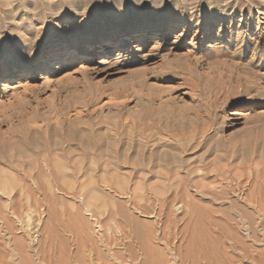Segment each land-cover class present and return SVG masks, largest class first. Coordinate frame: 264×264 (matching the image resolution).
I'll return each instance as SVG.
<instances>
[{
    "label": "rangeland",
    "instance_id": "obj_1",
    "mask_svg": "<svg viewBox=\"0 0 264 264\" xmlns=\"http://www.w3.org/2000/svg\"><path fill=\"white\" fill-rule=\"evenodd\" d=\"M259 12L264 0H0V175L29 185L0 188V264H264ZM155 20L172 26L133 43ZM120 31L125 48L105 52Z\"/></svg>",
    "mask_w": 264,
    "mask_h": 264
},
{
    "label": "bare ground",
    "instance_id": "obj_2",
    "mask_svg": "<svg viewBox=\"0 0 264 264\" xmlns=\"http://www.w3.org/2000/svg\"><path fill=\"white\" fill-rule=\"evenodd\" d=\"M259 14L260 15H264V12H259ZM172 26V23H163V21H160V20H155V21H152L151 23H149L146 27H144L141 31H138L137 33H135V35H133V38H132V42L134 43V42H136L140 37L141 38H147V37H152V36H162V35H164L167 31H168V29L170 28ZM213 27V25L211 24V23H208V22H205V23H202V24H199L198 25V27H197V29H196V31L195 32H201V31H203V30H207L208 28H212ZM127 33L128 32H126V31H120V32H118V34H116V36L114 37V40L113 41H111V42H108V43H106L105 44V52H107L108 50H110V49H112V47L115 45V44H119L120 45V48H125V44L126 43H122L123 41H126L129 37H128V35H127ZM130 39V38H129ZM98 38H96V37H92V38H90V39H88L87 41H85L84 43H82L81 45H79V46H75V50H74V54L76 55V56H84V55H86L88 52H91L92 54H93V52H94V49L97 47V45H98ZM74 45V44H73ZM206 47H208L207 45H206ZM17 157V156H16ZM30 161V160H29ZM27 162V161H26ZM38 169V168H37ZM54 169V168H53ZM2 170V169H1ZM30 171H32V169H29ZM3 171V170H2ZM54 171V170H53ZM53 171H51V172H49V173H52ZM63 171H65L64 170V168H63V166H58L57 167V169L55 170V172L52 174V175H56V177L55 178H57V176L58 175H60V176H62L63 175ZM21 172V171H20ZM37 172V174H36V178H38V180H39V178H40V181H41V179L43 180L44 179V184L42 185V184H40L39 182V184L40 185H42L41 187H42V189L40 188L39 189V191L41 190V191H43L44 190V192H45V194H47V195H49V196H51V197H53V192H52V189L51 188H53L54 189V187H51V184L54 182V181H51L52 183L50 184L49 183V181L45 178V176L47 175L48 176V170H47V166H43L40 170H38V171H36ZM30 173V172H29ZM48 173V174H47ZM1 174H3L2 172H1ZM5 174H7V173H5ZM46 174V175H45ZM15 175V174H14ZM14 175H12V173H9V174H7V175H4V177H6V179H1V177H3V176H1L0 175V188H1V186H2V184H3V182H6V183H9V186H10V184L13 186L11 189H14L15 187H16V185H21V184H23V183H21V184H17V181H16V179L17 178H15V176ZM27 175H28V171H27ZM50 175V174H49ZM104 176V175H103ZM7 177H9V178H7ZM24 177V176H23ZM52 177V176H51ZM64 177V176H63ZM28 178H29V181H31L30 183H33V181L32 180H36L35 178L34 179H32V176H31V173H30V176L28 175ZM48 179H49V176H48ZM21 180H23V179H21ZM51 180H53V179H51ZM48 181V182H47ZM103 181V180H102ZM223 181V180H222ZM35 183H37L36 181H34ZM70 183V182H69ZM90 183V182H89ZM203 184V183H202ZM8 185V184H7ZM28 184H24V185H21V189L20 190H23V189H25L24 191H26L27 189H29V185L27 186ZM33 185V184H32ZM36 185V184H35ZM218 186H220V185H218ZM215 187V186H214ZM217 187V186H216ZM37 189H38V186L36 187ZM4 189V188H3ZM18 189H19V187H18ZM93 189V188H92ZM197 189H200V188H197ZM216 189V188H215ZM32 190H34V188H32ZM36 190V189H35ZM94 190V189H93ZM29 190H27V192H28ZM38 191V190H37ZM38 191V192H39ZM90 191V190H89ZM88 191V192H89ZM94 191H96V190H94ZM156 191V190H155ZM31 192V191H30ZM34 192H36V191H34ZM34 192H32V193H34ZM91 192V191H90ZM89 192V193H90ZM97 194H98V192H96ZM31 194V193H30ZM44 193H42V195L44 196L45 195ZM93 194V193H92ZM95 194V193H94ZM94 194H93V196H94ZM24 195H26L27 197L29 196V193L28 194H24ZM47 195H46V197H47ZM102 195V194H101ZM12 196V195H11ZM95 196H97L96 194H95ZM99 197V196H98ZM133 197V196H132ZM140 198V197H139ZM48 199H49V197H48ZM52 198H50V200H51ZM96 199H97V197H96ZM99 199V198H98ZM138 199V198H137ZM141 199H143V197L141 198ZM141 199H140V201H141ZM184 199V198H183ZM211 199V198H210ZM227 199V198H226ZM44 200V199H43ZM42 200V201H43ZM127 200V199H126ZM161 200V199H160ZM14 201H16V200H14ZM13 201V202H14ZM46 201V200H45ZM162 201V200H161ZM174 201H175V199H174ZM48 202V201H47ZM133 202V201H132ZM147 202V201H146ZM149 202V201H148ZM169 202H166V201H162V202H160L159 203V209L161 208V211H163L162 209L164 208V207H166L167 206V204H168ZM253 203H255V202H253ZM11 204V203H10ZM13 204V203H12ZM134 204V203H133ZM142 204V203H141ZM146 204V203H145ZM144 204V206H146ZM252 203H250V201H247V205H251ZM155 205V204H154ZM174 206H175V204H173ZM186 206V207H191V208H193V207H195L196 206V202L194 201V199L192 198V197H190V196H187L186 197V199L185 200H181L180 202H179V206ZM253 205H255V204H253ZM138 206V205H137ZM140 206V205H139ZM138 206V207H139ZM147 206H150V203H149V205H147ZM173 206V207H174ZM180 206V207H181ZM152 207V206H151ZM150 207V208H151ZM142 208V207H141ZM140 208V209H141ZM148 208V207H147ZM146 208V209H147ZM155 208V207H154ZM168 208V207H167ZM177 208V207H176ZM137 209H139V208H137ZM179 209V208H178ZM177 209V210H178ZM154 210V209H153ZM122 211V210H121ZM137 211V210H136ZM136 211H134V213L136 212ZM145 211V210H144ZM150 211V210H149ZM191 211V210H190ZM193 211V210H192ZM194 211H196V210H194ZM139 212H141L140 210H139ZM139 212H137V213H139ZM156 212V211H155ZM160 212V211H159ZM130 213L131 212H129V215H130ZM162 213V212H161ZM164 213V212H163ZM162 213V214H163ZM128 214V213H127ZM143 214V213H142ZM145 214V213H144ZM147 214V213H146ZM159 214V213H158ZM132 215V214H131ZM160 215V214H159ZM157 216V215H156ZM129 217V216H128ZM127 217V218H128ZM131 217H134L133 215L131 216ZM148 217H150V216H148ZM151 217H153V214L151 213ZM136 218V217H135ZM132 219V218H131ZM135 220V219H134ZM155 220V219H154ZM158 220V219H157ZM136 221H140V220H136ZM135 221V222H136ZM133 222V221H132ZM131 222V223H132ZM141 222V221H140ZM128 223V222H127ZM130 223V224H131ZM134 223V222H133ZM130 224H127V225H130ZM135 224V223H134ZM137 224V223H136ZM139 224V223H138ZM143 224V223H142ZM149 225L150 224H148V227H149ZM135 226H139V227H141V224L140 225H135ZM143 226V225H142ZM151 226V225H150ZM155 226V225H154ZM131 227H133V226H131ZM137 228V227H136ZM137 229H139V228H137ZM149 229V228H148ZM152 230H153V228H151ZM151 229H149V230H151ZM133 230V229H132ZM144 232V231H143ZM158 233V232H157ZM135 234L137 235V233L135 232ZM99 235V234H98ZM138 236V235H137ZM143 237H144V240H143V242H141V243H143V244H141V250H142V252H143V254H145L146 253V256H148L149 254H151V250L153 249V248H151L152 247V245H150L149 246V244H148V242L150 241V240H152L154 237H155V235H154V233L151 231H147L146 233H145V235H143ZM157 237V236H156ZM141 239H143L142 237H141ZM157 239V238H156ZM153 240H155V239H153ZM145 242V243H144ZM154 242V241H153ZM153 242H151L152 244H153ZM154 245V244H153ZM153 247H155V246H153ZM155 249V248H154ZM157 249V248H156ZM156 249H155V251H156ZM159 249V248H158ZM157 249V250H158ZM162 251V250H161ZM145 252V253H144ZM159 252V251H158ZM147 253H148V255H147ZM160 253V252H159ZM154 254H155V252H154ZM157 254V253H156ZM113 255V254H112ZM158 255H160V254H158ZM114 257V256H113ZM148 257H150L151 259L153 258V256L151 257V256H148ZM157 257V256H156ZM155 257V258H156ZM164 260H166V259H164ZM153 261V260H152ZM162 261V260H161ZM158 264H160V261L159 262H157ZM156 263V264H157ZM166 263V262H165ZM168 264V263H167Z\"/></svg>",
    "mask_w": 264,
    "mask_h": 264
}]
</instances>
